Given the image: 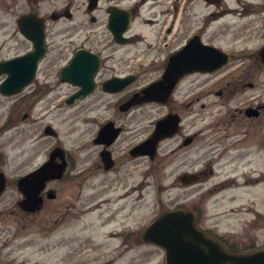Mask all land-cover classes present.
I'll use <instances>...</instances> for the list:
<instances>
[{"label": "flooded vegetation", "instance_id": "obj_1", "mask_svg": "<svg viewBox=\"0 0 264 264\" xmlns=\"http://www.w3.org/2000/svg\"><path fill=\"white\" fill-rule=\"evenodd\" d=\"M46 1L0 0V63L30 50L31 42L19 19L36 14L45 20V53L51 49L56 52L45 66L47 78L56 77L54 81L68 85L69 90L63 95L53 93L49 80L39 83L36 76L20 93L0 96L12 98L23 93L25 101L45 95L50 102L62 98L63 103L75 96L73 104L95 102L92 109L113 108L115 114L92 118L95 127L89 126L87 142L64 148L66 171L71 172L44 182L40 205L35 209L23 206L28 190L21 189L18 181L39 164L26 168L21 167V161L10 172L7 161L4 163L6 152L0 148L4 179L0 189V264H27L23 251L31 241L29 234L45 237L51 233L53 244L65 249L60 264L81 261V252L85 254L82 264H113L124 256L125 247L138 245L139 198L132 196L138 186L134 184L136 167L140 158L154 163L158 154L151 160L134 152L141 140V104L126 102L141 87L162 79L166 68L213 64L219 66L212 71L182 74L164 101L142 104L162 108L151 123L152 129L156 120L167 114L178 118V131L158 143L160 151L162 144L181 135L187 115L197 118L201 113L189 108L205 94H215L212 123L197 133L203 141L201 162L195 171L201 187L191 210L197 227L226 250H250L251 233L264 224V196L256 189L264 179V60L260 57L264 49V0H63L60 7L43 13ZM52 13L55 19H50ZM60 21L73 22L56 32L50 30L51 23ZM109 22L119 34L116 39ZM22 25L27 27L28 22ZM53 35L61 38L56 46ZM207 47L214 51H206ZM236 53L243 54L239 63L234 62ZM66 64L70 65V80L62 82L59 72ZM236 66L242 69L241 77L220 74ZM7 75L8 71L0 74V83ZM199 75L213 77H195ZM115 79L117 83L110 88L103 86ZM247 90L252 92L244 95ZM180 95L183 98L177 100ZM204 106L200 103L201 109ZM194 135L184 136L180 144H191ZM79 158L83 166L73 173ZM210 180L214 181L204 187ZM81 220L84 237L76 247L72 233L75 222Z\"/></svg>", "mask_w": 264, "mask_h": 264}, {"label": "rangeland", "instance_id": "obj_2", "mask_svg": "<svg viewBox=\"0 0 264 264\" xmlns=\"http://www.w3.org/2000/svg\"><path fill=\"white\" fill-rule=\"evenodd\" d=\"M50 1L45 2L43 13H48L47 11L51 8L60 7L64 2L63 0ZM73 21H75V18ZM73 21L51 23L49 27L50 30L56 32L71 24ZM52 40H54L52 43L56 46L61 38L58 35L56 37L53 35ZM53 44H50L52 48ZM11 50L14 51V48ZM55 54L56 52L52 49L46 54L40 64L37 79L39 83L49 80V87L52 88V92L63 95L69 90V86L57 84L53 76L47 78V71L45 70V66L52 60ZM241 56H243L242 53H236L234 62H241ZM239 69L241 67L236 66V68L222 71L220 74L223 75L226 73L229 77L239 78L242 76V69ZM149 72L153 71L147 70V73ZM195 77L204 78L213 77V75H199ZM261 78H264V74ZM251 92L247 90L244 92V95H248ZM24 96L23 93L18 97L12 98L0 96V148L6 152L4 163L7 161V167L11 169L10 172H13V169L21 161H23L20 164L21 167L25 166L26 168L40 164V162L47 159L48 153L54 145L72 149L80 144L86 143L89 131L95 127L96 121L93 122L91 119L97 117L98 120L115 114L113 108L106 110L104 107H100V110L97 111L92 109L90 105L95 104V102L82 101L67 106L63 104L62 100L56 99L50 102L48 100L49 97L46 96L36 95L28 97L25 101L22 100ZM182 98L183 95H180L177 100ZM215 99V94L210 92L201 97L195 103L194 107L189 108L192 110L198 109L201 113L197 115V118H194V115H187V122L183 126L181 135L175 140H172V142L161 145L158 158L154 163L139 159L140 165L136 167L138 177H134V184L138 186L132 194L133 197L138 196L139 198L137 211L138 224L136 225L139 231H141L143 225H146L162 211L180 206L190 208L196 205L198 191L201 186L196 184L184 186L179 181L178 175L183 171H196L199 167L201 162L200 147L203 146V141L197 133L203 125L205 127L211 125V102ZM42 100L44 101L42 102ZM200 103L205 104L204 108H200ZM89 109L92 111L89 112ZM139 110L141 133H138V138L141 139L150 132L152 129L151 123L160 114L162 108L154 104H146L141 105ZM5 121L6 123L2 126V123ZM48 124L57 131V136L53 137L43 133L44 127ZM89 126H91L90 130ZM192 134L195 135L191 144H180L184 136ZM27 136L29 137L23 142V137ZM173 150L174 152H172ZM78 154L82 158L84 152L81 151ZM16 158L18 159L16 160ZM81 158H79L80 161H78L77 167L73 169V173L77 172L83 166ZM3 168H5L4 165ZM69 172L71 171L68 170L67 173ZM213 181H208L204 184V187H207ZM256 189L257 194L261 193L264 196V179H262L261 183L259 182ZM212 202L213 196L209 198L207 204L211 206ZM257 206L259 207L258 202ZM81 219H83V216ZM73 234L76 235L75 240H73V245L78 247L81 243L80 239L84 237V220L75 222ZM255 235L258 237L256 238ZM51 237V233L46 234L45 237L38 236V234L28 235L31 241L23 251L27 257V264H60L59 259L65 249H58L53 244ZM251 239L252 242L256 243L264 242V224L260 229H256L251 233ZM83 253L81 252L79 254H82L81 261L85 258V254ZM124 255L129 256L113 263L165 264L163 250L153 245L139 243L138 246L125 247ZM81 261H75L74 264H82Z\"/></svg>", "mask_w": 264, "mask_h": 264}, {"label": "water", "instance_id": "obj_3", "mask_svg": "<svg viewBox=\"0 0 264 264\" xmlns=\"http://www.w3.org/2000/svg\"><path fill=\"white\" fill-rule=\"evenodd\" d=\"M31 17H35V15L22 16L19 22L28 21ZM51 17L54 18V15ZM37 20L34 30L30 31L28 28L22 27L26 34L27 29L30 33L28 38L33 43V50L12 60L11 75L0 84V92L3 94L19 92L34 77L36 64L45 50L43 20L41 18H37ZM260 57L264 60V49H262ZM1 68V72H3V64ZM68 68L69 66H66L62 69V80H68ZM212 68L214 66L209 69ZM191 70L193 69H166L164 82H167V87H170L174 79L180 74ZM152 91L151 87L145 88L143 90L144 96L141 97L140 101L149 100ZM72 102L73 100L70 98L65 101L67 104ZM176 129L177 118L175 116L169 115L159 120L155 131L136 146V151L153 157L158 140L172 134ZM46 132L50 133L49 129H46ZM56 155L60 156L61 162L55 161ZM64 166L63 155L60 149H56L39 168L30 173L29 176L21 178L19 180L20 188L32 190H29L23 206L26 208L30 206L32 209L37 208L40 204L38 193L43 188L44 182L55 174L60 176ZM196 179L194 174L181 177L183 183L194 182ZM2 184L3 178L0 179V187ZM142 237L144 240L155 243L164 249L166 264H264V248L250 252L229 253L215 240L205 236L203 231L195 226L193 213L185 209L179 208L163 212L143 229Z\"/></svg>", "mask_w": 264, "mask_h": 264}, {"label": "bare ground", "instance_id": "obj_4", "mask_svg": "<svg viewBox=\"0 0 264 264\" xmlns=\"http://www.w3.org/2000/svg\"><path fill=\"white\" fill-rule=\"evenodd\" d=\"M29 136H27V137H23V142L28 138Z\"/></svg>", "mask_w": 264, "mask_h": 264}]
</instances>
